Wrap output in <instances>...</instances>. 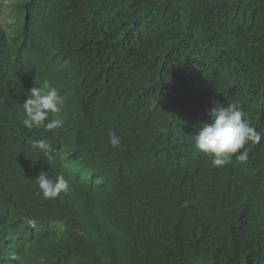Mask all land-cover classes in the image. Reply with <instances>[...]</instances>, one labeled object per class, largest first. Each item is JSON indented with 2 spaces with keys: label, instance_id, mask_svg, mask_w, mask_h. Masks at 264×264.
Returning a JSON list of instances; mask_svg holds the SVG:
<instances>
[{
  "label": "trees",
  "instance_id": "trees-1",
  "mask_svg": "<svg viewBox=\"0 0 264 264\" xmlns=\"http://www.w3.org/2000/svg\"><path fill=\"white\" fill-rule=\"evenodd\" d=\"M43 81L55 133L22 123ZM212 101L261 132L246 161L195 147ZM0 264H264V0H0Z\"/></svg>",
  "mask_w": 264,
  "mask_h": 264
},
{
  "label": "clouds",
  "instance_id": "clouds-1",
  "mask_svg": "<svg viewBox=\"0 0 264 264\" xmlns=\"http://www.w3.org/2000/svg\"><path fill=\"white\" fill-rule=\"evenodd\" d=\"M213 106L209 112V121L204 123L198 132L193 135L195 147L208 155L213 168H221L229 164L233 155L244 162L248 158L247 151L240 150L249 142L259 143L262 134L251 125L243 108L236 104L226 106L219 101H212ZM63 108L61 99L55 87L49 86L47 81L33 87L28 93V99L23 104L26 113L22 121L26 129H41L39 132H53L64 126L60 115ZM109 143L113 148L121 147V138L115 131H109ZM33 147L40 149L48 162L56 159L57 151L44 139L39 138L33 142ZM14 158L33 157L29 152H20L10 155ZM39 194L44 200L56 199L61 193L68 194L71 191L69 181L61 173L52 178L48 172L41 171L35 178ZM27 223L35 225V221L26 218Z\"/></svg>",
  "mask_w": 264,
  "mask_h": 264
}]
</instances>
